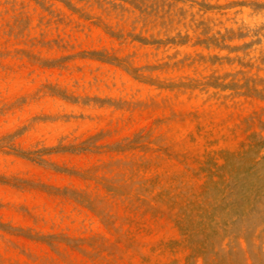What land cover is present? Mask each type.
I'll list each match as a JSON object with an SVG mask.
<instances>
[{
    "label": "rangeland",
    "instance_id": "1",
    "mask_svg": "<svg viewBox=\"0 0 264 264\" xmlns=\"http://www.w3.org/2000/svg\"><path fill=\"white\" fill-rule=\"evenodd\" d=\"M0 264H264V0H0Z\"/></svg>",
    "mask_w": 264,
    "mask_h": 264
},
{
    "label": "bare ground",
    "instance_id": "2",
    "mask_svg": "<svg viewBox=\"0 0 264 264\" xmlns=\"http://www.w3.org/2000/svg\"><path fill=\"white\" fill-rule=\"evenodd\" d=\"M139 51H141V50H139ZM138 52V51H137ZM142 52V51H141ZM169 53V52H168ZM231 55V54H230ZM233 55V54H232ZM124 60V59H123ZM124 62H126V61H124ZM150 62V61H149ZM143 63V62H142ZM238 66V65H237ZM135 68H133V70H134ZM253 70V69H252ZM148 81V80H147ZM151 83V82H150ZM158 86H160V85H158ZM152 88V87H151ZM159 88H161V87H159ZM163 88H166V87H163ZM181 88V87H180ZM216 89V88H215ZM150 91H151V89H150ZM152 91H153V89H152ZM221 91V90H220ZM222 92V91H221ZM142 94V93H141Z\"/></svg>",
    "mask_w": 264,
    "mask_h": 264
}]
</instances>
